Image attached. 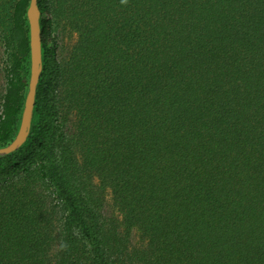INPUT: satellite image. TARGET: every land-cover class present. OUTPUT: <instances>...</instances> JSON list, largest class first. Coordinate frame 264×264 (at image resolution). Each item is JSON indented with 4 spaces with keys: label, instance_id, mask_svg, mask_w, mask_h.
I'll return each mask as SVG.
<instances>
[{
    "label": "trees",
    "instance_id": "trees-1",
    "mask_svg": "<svg viewBox=\"0 0 264 264\" xmlns=\"http://www.w3.org/2000/svg\"><path fill=\"white\" fill-rule=\"evenodd\" d=\"M4 1L0 146L30 75V0ZM37 2L44 66L31 133L0 157V264H264V0ZM62 22L77 38L58 61Z\"/></svg>",
    "mask_w": 264,
    "mask_h": 264
},
{
    "label": "rangeland",
    "instance_id": "rangeland-1",
    "mask_svg": "<svg viewBox=\"0 0 264 264\" xmlns=\"http://www.w3.org/2000/svg\"><path fill=\"white\" fill-rule=\"evenodd\" d=\"M9 5L7 1L0 0V96L4 90V65L5 61L7 59V52L4 45V38L3 35L5 32H7L10 23H9ZM54 35L57 41V49L54 54V59L60 61L64 57L67 56L68 52L70 51L71 47L76 41L77 38V32L71 28L66 23L62 22L57 24V26L54 29ZM30 69V65H29ZM64 113L66 111L64 110ZM75 120V113L72 111L70 114L68 113L66 118L63 116L58 117V124L62 126L65 130H67L70 133L73 132V126ZM20 154H24L26 152L25 146L20 151ZM94 183L97 187L101 185L100 180L97 177H94ZM103 192V208L102 213L103 216L107 219L111 217H120L119 211L116 209L112 197L111 190L108 189H102ZM131 237V243L132 245L138 246L139 244L144 243V240L140 236L141 233L139 230L134 228L132 230V233L130 234Z\"/></svg>",
    "mask_w": 264,
    "mask_h": 264
},
{
    "label": "water",
    "instance_id": "water-1",
    "mask_svg": "<svg viewBox=\"0 0 264 264\" xmlns=\"http://www.w3.org/2000/svg\"><path fill=\"white\" fill-rule=\"evenodd\" d=\"M40 16L41 11L37 0H30L26 17L29 26L30 43V75L28 88L18 130L9 143L0 146V157L6 156L19 149L27 141L32 130L37 88L44 66Z\"/></svg>",
    "mask_w": 264,
    "mask_h": 264
},
{
    "label": "clouds",
    "instance_id": "clouds-1",
    "mask_svg": "<svg viewBox=\"0 0 264 264\" xmlns=\"http://www.w3.org/2000/svg\"><path fill=\"white\" fill-rule=\"evenodd\" d=\"M127 2V0H122V3H126Z\"/></svg>",
    "mask_w": 264,
    "mask_h": 264
}]
</instances>
